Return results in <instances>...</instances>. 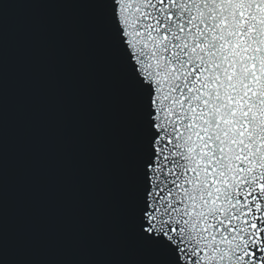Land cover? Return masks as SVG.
Returning a JSON list of instances; mask_svg holds the SVG:
<instances>
[{"label":"snow or ice","instance_id":"snow-or-ice-1","mask_svg":"<svg viewBox=\"0 0 264 264\" xmlns=\"http://www.w3.org/2000/svg\"><path fill=\"white\" fill-rule=\"evenodd\" d=\"M98 6L125 92L132 236L159 264H264V0Z\"/></svg>","mask_w":264,"mask_h":264},{"label":"water","instance_id":"water-1","mask_svg":"<svg viewBox=\"0 0 264 264\" xmlns=\"http://www.w3.org/2000/svg\"><path fill=\"white\" fill-rule=\"evenodd\" d=\"M99 0H0V255L159 264L125 220L127 111Z\"/></svg>","mask_w":264,"mask_h":264}]
</instances>
